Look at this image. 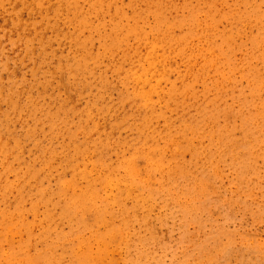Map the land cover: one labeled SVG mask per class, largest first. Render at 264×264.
Segmentation results:
<instances>
[{"label":"rangeland","instance_id":"1","mask_svg":"<svg viewBox=\"0 0 264 264\" xmlns=\"http://www.w3.org/2000/svg\"><path fill=\"white\" fill-rule=\"evenodd\" d=\"M0 264H264V0H0Z\"/></svg>","mask_w":264,"mask_h":264}]
</instances>
